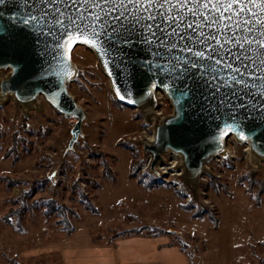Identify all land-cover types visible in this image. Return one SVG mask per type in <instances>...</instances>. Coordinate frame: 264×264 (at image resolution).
<instances>
[{"label": "rangeland", "instance_id": "rangeland-1", "mask_svg": "<svg viewBox=\"0 0 264 264\" xmlns=\"http://www.w3.org/2000/svg\"><path fill=\"white\" fill-rule=\"evenodd\" d=\"M71 60L69 92L87 114L73 152L64 155L76 121L44 98L32 107L0 101V264H264V162L254 168L246 147L231 138L229 154L209 162L196 186L178 176L182 161L173 153L154 174L151 157L132 139L154 137L173 114L171 103L159 106L162 121L149 130L146 111L116 99L89 48L77 46ZM6 75L0 72V82ZM105 164L115 181L105 177ZM132 174L156 188L145 189ZM53 203L61 213L46 216ZM186 207L209 213L218 227L194 220ZM151 228L169 234L140 240Z\"/></svg>", "mask_w": 264, "mask_h": 264}, {"label": "water", "instance_id": "water-1", "mask_svg": "<svg viewBox=\"0 0 264 264\" xmlns=\"http://www.w3.org/2000/svg\"><path fill=\"white\" fill-rule=\"evenodd\" d=\"M39 5L40 0H28L27 6L25 0H5L4 4H0V72H7L0 82V101L3 103L6 97H12L17 104L32 107L40 98H44L60 116L75 120L65 156L75 150L80 138H84L82 130L87 114L69 92L75 77L71 55L77 46L84 45L96 56L116 99L122 105L135 110H149L154 107L158 92L170 101L173 114L155 128L153 142L143 144V152L151 157L150 170L154 174L159 175L156 168L164 162V156L173 153L181 158L185 182L196 186L206 173L207 164L225 151L230 138L250 147L252 162H264V79L245 76L246 86L237 85L232 81L233 73L223 63L219 70L225 77L224 81H212L210 84L208 81L211 77L201 76L199 71L177 78L165 73L163 69L168 65L163 60L155 59L147 51L148 46L140 43L132 47L124 46L119 53L110 50L105 57H101L96 49L79 42L60 47L64 43L63 29L55 25L52 17L47 20L41 18L39 23L33 22L30 26L22 23L20 18L37 14ZM245 6L252 7L259 17L264 18V13L255 6ZM93 11L98 12L99 9ZM225 11L217 9L212 16ZM236 13H240L239 6L228 13L230 19L219 22L222 41L225 36L232 37L233 34L240 38L259 37L262 28L260 20L248 12ZM194 19L188 16L190 23ZM204 31L208 32L209 29L205 28ZM211 31H217V25H212ZM241 43L245 42L241 39ZM227 47L234 53L241 51L234 43ZM252 49L251 56L258 62L257 46L253 45ZM247 50L245 43L244 51ZM105 60L108 61L107 67ZM228 60L226 56L225 61ZM149 61L152 62L151 67ZM231 62L234 67H241L239 62ZM244 62L250 64L251 60ZM157 63L162 65L160 69L155 67ZM226 82L230 86L221 87L219 92L212 87V84L223 85ZM118 89L125 99L121 100L117 95ZM222 98L226 103L231 98L233 104L242 107L229 109L218 105L217 101ZM133 100L136 102H129ZM233 119L239 125V130L221 136V132L226 131L225 124L233 123ZM240 131H243L246 139L240 138Z\"/></svg>", "mask_w": 264, "mask_h": 264}, {"label": "snow or ice", "instance_id": "snow-or-ice-1", "mask_svg": "<svg viewBox=\"0 0 264 264\" xmlns=\"http://www.w3.org/2000/svg\"><path fill=\"white\" fill-rule=\"evenodd\" d=\"M4 3L5 0H0V4ZM248 4L264 13V0H40L37 14L20 19L25 26H30L33 22L39 23L41 18L47 20L52 17L55 25L63 29L64 43L60 47L79 42L96 49L101 57L107 56L110 50L119 53L124 46L132 47L135 43L147 45V51L155 59L163 60L168 65L164 72L177 78L199 71L201 76L211 77L208 81L210 84L212 81H224L225 77L219 70L223 63L233 73L232 81L246 86L245 76L264 79V18L259 17L252 7L245 6ZM25 5H28V0H25ZM236 6L240 8V13L236 15L248 12L260 20L262 28L259 37L240 38L233 34L232 37L225 36L222 41L219 22L230 19L228 13L233 12ZM217 9L226 11L212 16ZM189 15L196 18L191 23L188 21ZM201 20L204 23H200ZM212 25H217V31H211ZM205 28L209 31L205 32ZM241 39L248 45L247 52ZM233 43L241 51L234 53L227 47ZM253 45L257 46L259 52L258 62L251 56ZM226 56L228 61H225ZM245 60H251V63H245ZM231 61L239 62L241 67H234ZM148 63L151 67L152 62ZM107 65L108 61L105 60ZM155 67L160 69L162 65L157 63ZM229 86L227 82L223 85L212 84L216 92L221 87ZM117 95L121 100L125 99L119 89ZM217 103L229 109L242 107L233 104L231 98L227 103L223 98ZM225 129L221 136L239 130V125L233 119V123L225 124ZM240 138L246 139L243 131H240Z\"/></svg>", "mask_w": 264, "mask_h": 264}, {"label": "trees", "instance_id": "trees-1", "mask_svg": "<svg viewBox=\"0 0 264 264\" xmlns=\"http://www.w3.org/2000/svg\"><path fill=\"white\" fill-rule=\"evenodd\" d=\"M104 170L105 172L107 171L108 172V175H106L105 177L108 179V180H111V181H115V178H114V173L109 169V167L107 166V164H105L104 166ZM138 180V184H140L142 187H144L145 189L147 190H152L154 188H156L155 185H153L151 182L150 183H146L144 180H141V179H138V177L135 175V174H132V176L130 177V179H136ZM249 192L251 193V190L249 189ZM260 193L262 192H259L257 195H256V206H260V200H259V196L261 195ZM28 196H26V194H24V201L28 200ZM24 207L22 206L20 209L21 210H17V217L18 218H21L23 213L26 211L25 208L23 209ZM85 208L87 210H90L91 212L93 213H96L97 210L95 209V207H93L92 205H90L88 203V201L85 203ZM56 210V213L57 214H60L61 213V210L57 209L56 208V205L53 203V205L50 207H46L45 209V215L46 216H49L51 214L50 211H55ZM187 212H190L192 214V218L195 220H204L205 218H208V220L214 225L215 228L218 227L219 225V220L214 218L213 216H211L209 213L207 212H203L201 213L202 211H199V212H196V213H192V207H186L185 209ZM50 212V213H49ZM62 216V214L60 215ZM150 232L148 233V236H151V237H156V236H162V235H165V234H169V232L165 231V230H159V229H156V228H151L149 229ZM67 232L68 234H70L72 232V229H67ZM135 235H139V233L135 234ZM182 249H184V247L182 246Z\"/></svg>", "mask_w": 264, "mask_h": 264}, {"label": "built area", "instance_id": "built-area-1", "mask_svg": "<svg viewBox=\"0 0 264 264\" xmlns=\"http://www.w3.org/2000/svg\"><path fill=\"white\" fill-rule=\"evenodd\" d=\"M165 102H167V103H169L170 101L166 98V96L163 94V93H161V92H158L157 94H156V101H155V104H154V107H153V110H152V112H151V115H147L146 114V119L147 118H149L150 119V122H148L149 124V127H148V129L150 130V129H154L155 127H156V125L158 124V123H160L161 121H162V119H161V117H160V115L162 114V113H159L158 112V108H159V106H161V105H164L165 104ZM144 133V135H139L138 137H134L132 140H133V142H135V143H138V144H140V145H143V144H145V143H148L149 142V140L153 137V136H151V137H148L146 134H147V132H143ZM231 142V138L227 141V145L229 144ZM150 143H152V142H150ZM227 147V146H226ZM248 149L246 148L245 150H244V152L247 154V156H248V151H247ZM171 155H173L175 158H176V160H177V164H179V157L177 156V155H175V154H171ZM225 157V156H224ZM223 157V158H224ZM223 158H215L214 160H216V161H219V162H221L222 160H223ZM162 170V169H161ZM180 173V175L182 174V170L179 172ZM182 176V175H181Z\"/></svg>", "mask_w": 264, "mask_h": 264}, {"label": "bare ground", "instance_id": "bare-ground-1", "mask_svg": "<svg viewBox=\"0 0 264 264\" xmlns=\"http://www.w3.org/2000/svg\"><path fill=\"white\" fill-rule=\"evenodd\" d=\"M152 110H153V108H151V109H149V110H146V114H147V115H151ZM158 124H159V123H158ZM158 124H157V125H158ZM151 139H152V140H151ZM151 139L149 140L148 143L153 142L154 137L151 138ZM241 145H242V144H241ZM226 146H227V143H226ZM242 146H245V147L248 149V150H247V151H248V157L250 158V155H249V151H250L249 149H250V147H249L248 145H242ZM226 153H228L227 150H225L221 155H219L218 158H223V157L226 155ZM170 154H171V153H170ZM228 154H229V153H228ZM228 154H227V155H228ZM167 155H168V154H167ZM175 160H176V159H175ZM164 161H165V156H164ZM250 161H251V159H250ZM174 162H175V161H174ZM251 163L254 165V168H256L257 165L259 164V163H254V162H252V161H251ZM175 165H176V164H175ZM175 165H174V166H175ZM178 166H179V165H178ZM172 167H173V166H172ZM161 169H162V170H165L166 168L164 167V165H162V166H161ZM173 169H174V168H173ZM166 171H167V170H166ZM164 173H165V172H164ZM181 175H183V174H181ZM181 175L178 174V176H181Z\"/></svg>", "mask_w": 264, "mask_h": 264}, {"label": "crops", "instance_id": "crops-1", "mask_svg": "<svg viewBox=\"0 0 264 264\" xmlns=\"http://www.w3.org/2000/svg\"><path fill=\"white\" fill-rule=\"evenodd\" d=\"M157 237H159V236H156V237H151V236H150V237H148V236H147V237H140V238H141L140 240H146V238L154 239V238H157ZM166 245H167V244H166ZM166 245H165V246H166ZM165 246H164V247H165ZM167 246H168V245H167ZM160 247H162V246H160ZM171 247H172V246H171Z\"/></svg>", "mask_w": 264, "mask_h": 264}]
</instances>
